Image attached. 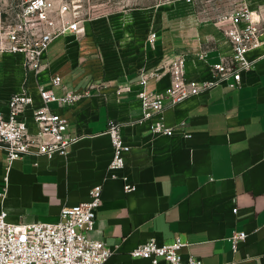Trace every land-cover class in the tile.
I'll use <instances>...</instances> for the list:
<instances>
[{
    "label": "crops",
    "instance_id": "crops-1",
    "mask_svg": "<svg viewBox=\"0 0 264 264\" xmlns=\"http://www.w3.org/2000/svg\"><path fill=\"white\" fill-rule=\"evenodd\" d=\"M260 15L261 44L247 53L253 69L241 75L240 87H217L167 108L163 117L174 131L171 136L153 135L138 123V73L183 56L188 78H207L209 68L231 54L217 21L187 23L173 9L161 13L160 24L142 40L138 54L121 52L113 41H101L84 27L83 33L67 34L50 45L36 81L20 56L0 53L4 117L10 96L23 90L38 107L36 85H47L52 76L62 81L51 88L57 97L63 88L94 86L72 108L49 104L68 119L67 132L79 136L66 157L25 156L8 165L0 150V211L8 222L55 223L62 207L87 201L88 191L101 185L94 228L87 237L112 250L105 264H149L129 253L151 239L158 245L179 239L182 258L193 256L202 264H264V7ZM151 33L153 41L148 40ZM168 86L164 72L147 89L163 92ZM20 118L35 130L31 109ZM109 121L121 126L130 146L118 173L135 185L129 193L108 170ZM234 232L246 234L236 251L228 240Z\"/></svg>",
    "mask_w": 264,
    "mask_h": 264
},
{
    "label": "built area",
    "instance_id": "built-area-1",
    "mask_svg": "<svg viewBox=\"0 0 264 264\" xmlns=\"http://www.w3.org/2000/svg\"><path fill=\"white\" fill-rule=\"evenodd\" d=\"M261 15L245 4L236 7L218 20L220 30L231 46L229 57H221L208 71L204 79H190L186 75L185 59L175 56L159 68L140 69L137 79L136 98L140 103L139 124H146L153 135L171 136L174 131L164 123L163 113L189 98L206 94L211 90L228 86L239 88L241 75L253 69L247 53L260 44ZM84 26L77 17L76 9L67 0H25L18 5L14 23L2 27L0 21V53L21 57V65L32 73L35 81L42 69V58L50 45L65 35H79ZM155 33L148 40L153 41ZM166 72L169 86L163 92L147 89L151 79H159ZM62 86L60 76H52L47 85H36L41 101L34 107L32 96L23 90L12 94L8 100V115L0 113V150L8 165L22 157H45L48 160L64 158L78 141V135L67 132L69 121L61 113L52 111L49 104L59 109L72 108L82 96L88 97L90 85L81 91H66L59 97L52 87ZM31 109L35 130L30 131L20 118ZM110 139L111 159L108 170L111 177H120L126 193L135 190V185L125 175L118 173L125 168V156L130 151L121 135V126L109 121L105 130ZM101 185L88 191V200L71 207H62L55 223L32 222L14 224L7 220L5 211H0V264H105L113 252L103 241L91 240L87 233L93 230L95 211L101 201ZM4 193H0V198ZM233 213L237 209L232 210ZM244 232H234L228 240L232 250L244 241ZM184 244L176 239L170 244L158 245L148 240L137 246L129 255L141 258L149 264H202L201 260L180 253Z\"/></svg>",
    "mask_w": 264,
    "mask_h": 264
},
{
    "label": "rangeland",
    "instance_id": "rangeland-1",
    "mask_svg": "<svg viewBox=\"0 0 264 264\" xmlns=\"http://www.w3.org/2000/svg\"><path fill=\"white\" fill-rule=\"evenodd\" d=\"M25 0H0L2 27L14 23L18 5ZM73 5L87 34L113 41L121 52L138 54L139 45L160 15L176 11L182 22L217 21L240 5L260 12L264 0H67ZM164 16V15H163ZM162 16V17H163Z\"/></svg>",
    "mask_w": 264,
    "mask_h": 264
}]
</instances>
